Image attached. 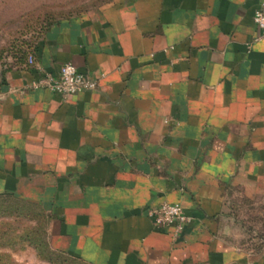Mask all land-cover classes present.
<instances>
[{
    "label": "crops",
    "instance_id": "crops-1",
    "mask_svg": "<svg viewBox=\"0 0 264 264\" xmlns=\"http://www.w3.org/2000/svg\"><path fill=\"white\" fill-rule=\"evenodd\" d=\"M260 2L114 0L53 26L38 65L73 62L98 88L64 96L9 73L0 193L44 209L53 249L89 264H264L231 223L235 196L264 194ZM163 201L193 217L177 239L148 216Z\"/></svg>",
    "mask_w": 264,
    "mask_h": 264
},
{
    "label": "rangeland",
    "instance_id": "rangeland-1",
    "mask_svg": "<svg viewBox=\"0 0 264 264\" xmlns=\"http://www.w3.org/2000/svg\"><path fill=\"white\" fill-rule=\"evenodd\" d=\"M112 1L0 0V97L9 87V73L27 68L29 54L37 55L53 26L89 19ZM0 210V264H51L28 240L33 231L48 237L49 219L14 196L0 197ZM10 211L22 213L8 215ZM231 211L239 241L264 243V194L258 200L235 196Z\"/></svg>",
    "mask_w": 264,
    "mask_h": 264
},
{
    "label": "built area",
    "instance_id": "built-area-1",
    "mask_svg": "<svg viewBox=\"0 0 264 264\" xmlns=\"http://www.w3.org/2000/svg\"><path fill=\"white\" fill-rule=\"evenodd\" d=\"M254 20L260 29V38L264 37V0H261L257 8ZM26 66L35 70V77L25 88L48 89L64 96L84 91H95L98 88V80L80 71L73 62L64 63L58 74H54L39 66L36 56L29 54ZM147 213L157 230L172 229V236L175 239L179 238L185 227L193 221V217L184 212L181 204L169 201L149 206Z\"/></svg>",
    "mask_w": 264,
    "mask_h": 264
},
{
    "label": "trees",
    "instance_id": "trees-1",
    "mask_svg": "<svg viewBox=\"0 0 264 264\" xmlns=\"http://www.w3.org/2000/svg\"><path fill=\"white\" fill-rule=\"evenodd\" d=\"M6 196H14L17 199H20L21 201L25 202L26 204H31L32 207H36L37 209H39L38 211L41 212V214L37 213V214H39L38 215L39 217L43 215L44 217L46 216L50 220L49 215L45 212L44 209H42L38 205H36L30 201H26L24 199H21L12 193H3V194L0 193V197H6ZM19 213H22V212L10 211L7 214L8 215H20ZM32 217H35V216L32 215ZM28 240L31 244H33L37 248L40 256L42 258L48 260L51 264H89V263H87V262H85V261H83L77 257H74V256L67 254L64 251L53 249V247L51 246L49 239L47 237V233H45V232L43 234H38L36 231H33V232L29 233Z\"/></svg>",
    "mask_w": 264,
    "mask_h": 264
}]
</instances>
